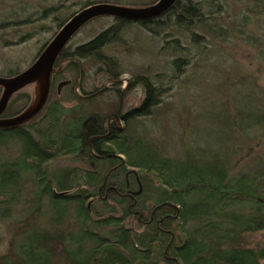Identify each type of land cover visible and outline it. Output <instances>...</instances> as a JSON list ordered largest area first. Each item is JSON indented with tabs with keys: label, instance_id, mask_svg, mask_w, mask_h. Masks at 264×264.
I'll list each match as a JSON object with an SVG mask.
<instances>
[{
	"label": "trees",
	"instance_id": "16d2710c",
	"mask_svg": "<svg viewBox=\"0 0 264 264\" xmlns=\"http://www.w3.org/2000/svg\"><path fill=\"white\" fill-rule=\"evenodd\" d=\"M226 2L177 0L166 13L138 23L152 31L166 25H174L176 30L197 24L203 27L211 21L207 16L222 11ZM98 3L140 7L95 0L83 2L77 11ZM55 10L44 12L49 15ZM77 11L62 18L58 29ZM114 22L72 50L66 45L56 60L65 61L66 66L52 76L42 112L22 126L0 131V150L9 142L19 146L13 159L0 152V218L10 216L21 180L31 177L36 190L31 194L30 214L39 215L45 202L54 226V230L42 229L38 223L29 226L0 257V264H264V245L248 247L244 243L246 234L264 230V196L256 192L255 178L244 173L229 176V165L219 156L200 159L198 153L203 154L205 148L187 149L180 160L165 156L158 143L142 135L124 134L115 126L109 132L108 117L85 106L106 89L82 90L83 95L72 90L71 98L77 103L71 107L56 97L53 87L62 81L63 71H73L75 81L79 76L78 60L111 63L102 50L116 43L132 21L114 18ZM191 38L198 42L201 37L193 32ZM172 40L178 51L181 45L176 38ZM178 62L180 59L174 64ZM19 72L10 70L0 76ZM117 75L109 73L107 80L120 85ZM129 84L141 85L144 97L129 113L119 114V109L112 113L119 122L150 115L160 103L162 91L148 76L135 75ZM27 87L10 97L2 117L30 106L32 95ZM67 157L82 159L90 168L54 167L58 159ZM91 197L95 201H89ZM118 210L121 216L115 215ZM70 215L73 229L62 231L60 227ZM132 216L142 230L125 226Z\"/></svg>",
	"mask_w": 264,
	"mask_h": 264
},
{
	"label": "rangeland",
	"instance_id": "374dc122",
	"mask_svg": "<svg viewBox=\"0 0 264 264\" xmlns=\"http://www.w3.org/2000/svg\"><path fill=\"white\" fill-rule=\"evenodd\" d=\"M86 1L95 0H0V74L27 68L59 30V21ZM118 1L144 6L156 0ZM47 8L56 10L48 15L44 12ZM207 17L211 21L206 26L177 30L172 24L152 31L138 22H128L117 42L102 50L112 64L94 58L78 60L79 78L75 81L74 72L65 70L61 79L74 81L75 87L70 83L57 92V81L53 91L60 103L71 107L77 103L71 98L72 90L83 95L82 90L93 93L106 89L85 106L112 122V113L118 109L119 114H127L141 104L143 88L129 81L135 75H146L161 89L160 103L150 115L120 120L116 125L123 133L147 137L160 145L165 156L180 160L187 149L205 148L203 154L198 153L200 159L221 157L229 165V176L244 173L255 178L254 188L264 196V0H227L222 11ZM114 23L108 16L91 20L67 47L72 50L88 42ZM193 32L200 35L198 42L192 40ZM175 38L180 51L172 47ZM65 66L62 62L61 70ZM112 72L118 73L120 85L107 80ZM26 90L32 102L37 84ZM0 152L13 159L19 146L9 142ZM54 167L90 168L84 160L72 157L58 159ZM35 190L31 177L22 179L10 216L0 218V257L31 225L38 223L42 229L54 230L45 202L39 215L30 214ZM108 203L113 205L111 200ZM121 214L120 210L115 213ZM136 220L132 216L124 224L142 230ZM73 224L70 215L60 228L72 230ZM244 243L248 247L264 245V230L246 234Z\"/></svg>",
	"mask_w": 264,
	"mask_h": 264
},
{
	"label": "water",
	"instance_id": "95a60500",
	"mask_svg": "<svg viewBox=\"0 0 264 264\" xmlns=\"http://www.w3.org/2000/svg\"><path fill=\"white\" fill-rule=\"evenodd\" d=\"M176 1L156 0L150 5L140 7L98 3L77 11L59 28L27 68L10 77L0 76V87L2 88L0 95V131H8L22 126L35 119L42 112L51 92L52 76L61 71V68H55L58 56L70 39L88 22L101 16L134 22L146 21L166 13ZM34 84H37V94L30 106L14 116L2 117L10 97L24 87ZM68 84V80L60 82L57 85V92L61 87Z\"/></svg>",
	"mask_w": 264,
	"mask_h": 264
},
{
	"label": "flooded vegetation",
	"instance_id": "af4514ba",
	"mask_svg": "<svg viewBox=\"0 0 264 264\" xmlns=\"http://www.w3.org/2000/svg\"><path fill=\"white\" fill-rule=\"evenodd\" d=\"M111 119H112V122H107V128H108L109 132L111 131V126H115L117 129H119V126H117L116 124L120 123L119 120H117V119H114V118H111Z\"/></svg>",
	"mask_w": 264,
	"mask_h": 264
}]
</instances>
